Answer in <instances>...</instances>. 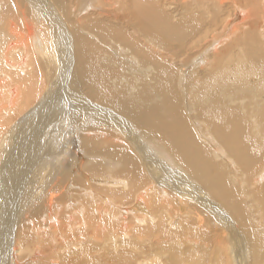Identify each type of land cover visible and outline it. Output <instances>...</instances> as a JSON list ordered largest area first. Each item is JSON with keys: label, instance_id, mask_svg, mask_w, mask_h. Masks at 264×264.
<instances>
[{"label": "bare ground", "instance_id": "obj_1", "mask_svg": "<svg viewBox=\"0 0 264 264\" xmlns=\"http://www.w3.org/2000/svg\"><path fill=\"white\" fill-rule=\"evenodd\" d=\"M39 1L42 0H6L5 6L0 8V84L3 85L1 90L6 92V114L14 120L15 114L21 115L27 112L29 107L35 105L42 96L44 88L45 90L48 88L43 97L44 101L52 102L51 105L48 102L43 104L42 98L40 105L28 111L26 117L19 120L21 123L16 124L20 126L17 134L30 136L26 138L20 150H14L12 159L8 161V176L11 171L12 182L17 184L20 181V190H15H17L16 195L22 197L16 196V198L18 202L23 198L21 204H25L26 214L34 219L41 217L43 208L46 209L48 206L53 208L52 202L63 203L64 198L63 194L56 196L61 194L62 190V187L55 189V176L58 174L39 173V175L36 162H31L41 158L40 166L43 170L50 162L49 157L53 156L50 153L52 146L50 144L44 146L38 139L42 133L49 132V126H59L58 122H53L57 113L54 108L55 103L62 100H59L56 94L59 81H56V59L52 45L56 34L60 33L58 27L62 29L63 22L59 19L58 11L54 6L49 5L47 9L45 3L41 5ZM50 1L70 21L69 17H66L70 10H68L70 0ZM109 1H71L72 15L75 16L77 15L75 13L80 11L84 14L78 15L84 18L77 23V29L73 22L70 25L72 28L69 29L70 32L72 30L71 52L74 60L72 62L68 59L71 66L66 69L64 80L68 82L70 88L65 92V98L72 100V107L74 106L78 111H73L74 121L70 123L72 124L70 131L86 149L98 155L96 157L110 159L118 167L119 172L115 177L118 180L111 181L112 186L123 185L121 188L131 189L129 193H124L125 190L114 191L113 198L118 202H125L134 193L141 191V194L137 195L140 201L143 199L140 195L146 194L144 192L146 189L152 199L160 195L157 189L150 186L152 181L142 172L140 158L138 159L137 154L132 150L134 145H138L139 142L145 144L144 141L148 140L152 144L160 145L159 150L175 160L184 171V176L182 173L178 174L179 181L187 182L181 189L177 186L176 177L173 179L170 176L164 181L162 176H155L159 178L157 180L159 185L163 186L164 194L170 196L173 194L171 197L180 203L181 193L185 192L186 200L191 198L190 201L193 202L191 204L196 203L197 206L204 205L208 194L223 203L249 227L251 222L248 215L251 214H247V206L240 198L241 193L237 188L232 187L233 184H229L232 179L228 183L220 157L225 152L223 155H226L227 159L236 161L237 165L251 175L258 170L261 160H264V0H126L129 10L134 15L132 19L135 23L132 20H125V24L119 19V16L124 19L125 12L121 10L120 3L110 5ZM180 2L186 6L180 8L178 6ZM189 2L196 4L187 5L186 3ZM112 9L116 12L114 17L107 15ZM118 11L119 16H117ZM202 11L208 12L205 15ZM174 13L175 18L172 19ZM85 14L88 15L84 16ZM106 16L113 18L106 19ZM62 33L65 39L68 38L63 31ZM108 37L112 45L118 46L116 49L119 52L131 58L133 69L128 62L126 63L124 55L125 63L129 66L124 69L118 67L120 61L116 57L109 61L103 58L106 50H110L105 46ZM192 43L196 45L193 49L195 54L184 55L186 58L183 64H180L182 69L180 74L178 69L176 70L175 67L174 69L167 61L169 58L167 51L171 46L180 45L185 48ZM210 48L214 50L207 51ZM43 49L51 52L42 53ZM192 61H200L198 65L201 67L210 65L211 62L214 64L213 73L210 70L211 73L202 72L200 86L194 88L197 89L198 100L193 107L197 109L199 120L197 121L202 127L197 133L182 108L183 102L178 90V84L185 79L186 66ZM41 62H44L43 65L40 64ZM54 76L56 77L52 82ZM13 78L15 80L11 82L10 79ZM242 78H251L253 85L250 81L249 84L245 83ZM240 79L244 81L240 82ZM242 82L249 86L240 84ZM30 119L36 121L38 125L36 128L35 125L32 131L27 128L32 125ZM61 119L60 116L59 120ZM133 130L138 131L142 138L135 140ZM54 138L55 136H52L50 142ZM9 140V136L0 140V156L5 149L4 146L9 144L7 143ZM40 155L42 156L39 157ZM90 171L98 172V176L102 179L106 174L101 164ZM191 178L201 183L202 190ZM33 185L34 189L39 191L38 200L28 199L30 186ZM260 199L262 198L257 197L255 200ZM148 202L145 200L146 205ZM44 203L47 204L46 207ZM158 203V200H154L152 204ZM9 207L13 206L9 205ZM154 208L160 209L158 206ZM33 210L36 212H32ZM196 210L202 212L197 208ZM11 211H8V215L12 217ZM24 212L19 206L11 224H17L19 216H23ZM200 216L198 215L197 220L202 222ZM165 220L161 219L162 226L165 225ZM37 222L38 220L36 224ZM9 225L7 221L5 231ZM160 225L158 232H161ZM39 227L38 225L37 228ZM163 231L166 232L165 228ZM249 233L250 231L249 238L252 236L254 240L250 242L251 248L254 249V260L258 264L264 263L262 260L264 241L254 233L251 235ZM4 241L0 240L1 246ZM11 255L13 256L12 252Z\"/></svg>", "mask_w": 264, "mask_h": 264}, {"label": "rangeland", "instance_id": "obj_2", "mask_svg": "<svg viewBox=\"0 0 264 264\" xmlns=\"http://www.w3.org/2000/svg\"><path fill=\"white\" fill-rule=\"evenodd\" d=\"M71 1L73 2V0H70L68 3V10H70L67 12L68 16L66 15L67 18L69 17L68 19L70 21H68L64 15H62L63 13L59 11L52 1H39L41 5L45 3L44 6L47 9L49 8V5L54 6L58 11L59 19L64 23L61 25L63 26L62 29H59L60 26L58 27L60 33L58 32V34H56L54 44L52 45V52L54 53V57L56 59V81H59L56 94L57 97H59V100H62L61 102L58 101L55 103L56 105L54 108L56 109L57 113H55L56 118H53V122H58L59 126H55L56 128L49 126V132H44L41 134L42 136H40V139L37 138L40 140L42 145L47 146L50 144L52 146L50 153H52L53 156L49 157L50 162L47 163L45 170H43V168L40 166L41 158H39L40 160L38 159L37 161L33 159L34 161L31 162H36L38 174H58L55 176V189L62 187V190L61 194H57L56 196L59 197L63 194L64 198L62 200L63 203L58 202L57 204L56 201L52 202L51 205L53 208H48L49 206L46 207L47 204L44 203L46 209L43 208L40 218H35L38 220L37 224L34 218H31V216L26 214L27 208L24 203L21 204L23 198L21 200L19 199L20 201L18 202V198H21L22 195H16L17 190L15 189L20 190V181L17 184L12 182L13 180L11 171L9 176L7 171L8 161L12 159L11 156L14 150H20L21 147L24 146L26 138L30 136H21L17 134L20 126L16 124L19 122V120H23V118L26 117L25 114L28 111L32 110L37 105H40V101L44 97L45 93H47L48 88L46 90L44 88L42 96L38 99L35 105L29 107L27 112L21 115L15 114L16 116L13 120V117L6 114V92L5 90H1L3 85L0 84V140L7 136L10 137V140L7 141L9 144L4 146L5 149L3 148L4 151L0 156V240H5L2 246L0 244V264H186L185 262L188 264H258L254 260V249L251 248L252 245L250 243L252 242L253 237L251 236L252 238H249L248 232L250 231V235L251 233H254L257 235L256 237H259L264 241V160H261L258 170L256 172L254 171L255 173L251 175L244 168L237 165L236 161L233 162L234 160L227 159L226 155H223L225 152L220 157V163H222L224 166L228 183L232 179V183L230 182L229 184H233L234 186L232 187L235 189L237 188V190L241 193L240 198L243 199L247 206V214H251V216L248 215L249 221L251 222L249 227L244 225L243 222L240 221L230 209L223 205V203L221 204L220 201H217L208 194L205 197L206 204L204 203L203 206H197L196 203L191 204L193 202L190 201L191 198L186 200L185 192L181 193L182 198H180V203L171 197L173 194H171V196L169 194H164L162 192L163 186L159 185L157 180L159 178L157 177L162 176L164 181L169 179L170 176H172L173 179L176 177L177 186H179V189H181V187L187 184V182L185 180L184 182L179 181L180 177L178 174L182 173L184 176V171L177 165L175 160H172L168 157V155L162 153L159 150L160 145L157 143L152 144V142L148 140L144 141L145 144L139 142L138 145H134L132 150L137 154L138 159L140 158L139 163L142 172L147 178H149V180L152 181V185L150 186L157 189L158 192H160V195L154 196L152 199L151 194L149 195L148 189H146L144 191L146 194L140 195L141 198L143 197V199L140 201L138 200L137 195L141 194V191L134 193L133 196L128 198V200L125 202H118L113 198L112 193L114 191L121 192V190H125L124 193H129V191H131V189L121 188L123 185L112 186L111 181L118 180L117 178L115 179V177H117L116 174L119 172L118 167H116L110 159L105 157H96L98 155L86 149V147L80 143L79 139L75 137L73 132L70 131L72 130V124L70 125V123H73L74 121L73 111H78L74 109V106L72 107V100L65 98V92L68 88H70V86H68V82L64 80V76L66 75V69L71 66V63L69 62H73L74 60V56L71 52V45H73L72 30L70 32L69 29L72 28L70 25L73 23L75 24V29H77V23L81 22L82 18H84L83 16H80L81 14H84V12L77 11L75 14H80L78 15L79 17H77V15H72L73 11L71 9ZM102 1L106 2V0ZM118 2L121 5V10L125 11L123 14L124 19H121V16H119V11L117 13L121 23L125 24V20L133 21L132 18L134 15L132 11L129 10L126 0H110L109 4L111 5ZM5 3L6 0H0V8H3ZM186 4L195 5L196 3L189 2ZM204 5L208 6L210 4ZM178 6L183 8L186 5L180 2ZM207 12L208 11H202V13L205 15ZM87 15L88 14H85L84 16ZM107 15L114 17L116 12H114L112 9V11ZM169 15H171V13ZM174 15L175 13L173 14L172 19L175 18ZM113 17L106 16L105 18L108 19ZM133 23L135 22L133 21ZM119 26H121V24H119ZM66 30L68 31L66 32ZM62 31L67 35H65V37L68 38L65 39L63 37ZM134 35L135 34H133V36ZM64 42L65 44H63ZM105 46L110 50H106V53L103 55L104 59L106 58L109 61L111 58L116 57L120 61V65L118 66L120 69H124V67L129 66L132 68L134 64L131 62V58L128 57L127 54L125 55L123 52H119L116 49L118 46L112 45L109 41V37L105 43ZM195 46L196 45H194V43L185 48L184 46L180 45H175L174 47L169 46V51H167V58H169L167 61L170 62L173 68L175 67L176 70L178 69L179 73L181 74L182 69L180 64H183L182 62L186 58L184 55H194L195 52L193 49ZM212 50H214V48H210V50L207 51L212 52ZM44 52L50 53L51 51L43 49L42 53ZM123 55L125 56L126 63L128 62L129 66L126 65ZM178 62L179 64H177ZM199 62L192 61L186 66L187 71L184 76L185 79H183L182 82L178 84L179 94L181 95L180 98L183 102L182 108L185 110L188 120L196 133L200 132L202 127L201 123H198L199 120L197 118V109H194L193 107L194 104H197L198 100L196 93L197 89L194 88H198V85L200 86L202 72L213 73L214 70V64L212 62L210 65L206 64V67L204 65V67L199 66ZM43 63L44 62H41L40 64L43 65ZM59 67L62 70L58 69ZM209 70L211 72H209ZM52 72L54 73V70ZM59 72H62L61 76ZM59 76L61 79H59ZM55 77L56 76H54L52 79V82L55 80ZM242 79H240V82L244 81L245 83L247 82L249 84L250 81V84L253 85L251 78ZM10 80L13 82L15 79L13 78ZM244 82L240 84L243 85ZM7 83L8 82H6V84ZM244 85L249 86L247 84ZM194 99L196 103L194 102ZM47 102L50 105L52 103L50 101ZM47 102L44 101L43 98V104ZM186 102L188 103L186 104ZM52 105L54 107V104ZM67 114L68 117H66ZM60 116L63 119H61L62 121L59 120ZM92 116L94 117L93 114ZM31 122V127H27L30 131L33 130L35 125V128L38 127L36 121L31 120ZM133 134L135 140L142 138V135L136 130H133ZM50 136H55L54 140L51 142ZM10 143H13L14 145ZM33 146H35V143ZM41 156L42 155L39 157ZM232 162L236 165H234ZM99 163L101 164V167L104 168L106 173L103 179L98 176V172L96 173L90 171L95 166L100 165ZM231 166L233 167L231 168ZM234 167H237L238 169ZM245 171L248 176L246 175ZM191 179L195 184L200 186V189L202 190L201 183L195 178ZM106 182H110V187ZM12 189H14V192ZM196 189L199 190L198 188ZM29 192L30 195L28 199L38 200V197H40L38 195L39 191L34 189V185L30 186ZM16 196L18 198H16ZM257 197L262 199L257 201L255 200ZM144 198L145 200L149 201L148 205L145 204ZM116 199L118 198L116 197ZM184 199L186 201H183ZM154 200H158L159 203L153 205L152 203ZM9 205L13 207L10 208ZM19 206L20 208H23L25 212L23 216H19L20 219L17 223L19 225H13L11 223H13ZM154 206H158L160 209L157 210L154 208ZM196 208L202 212L199 213ZM9 210H13L11 211V214H13L14 217L8 215ZM32 212H36V210H33ZM48 212H51L50 215ZM198 215H201L200 217L202 218V222L197 220ZM8 216H10V218H8ZM92 216L94 219H92ZM161 219H166L164 226H162L163 224L161 223ZM7 221L11 227L9 225L7 231H5ZM38 225L40 226L39 228H37ZM159 225L161 226V232H158ZM10 228L13 230H10ZM164 228L167 233L163 231ZM42 237H44V239ZM24 239L27 241L25 242ZM262 247L264 248V244ZM263 248L262 251L264 254ZM11 252L13 253V256L11 255ZM262 260L264 262V258H262ZM192 261L195 262L193 263Z\"/></svg>", "mask_w": 264, "mask_h": 264}]
</instances>
